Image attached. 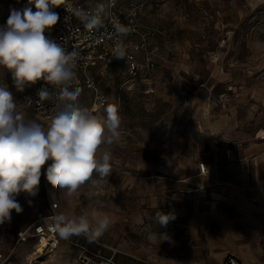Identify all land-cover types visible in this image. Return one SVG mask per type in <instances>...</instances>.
<instances>
[{"label":"rangeland","instance_id":"1","mask_svg":"<svg viewBox=\"0 0 264 264\" xmlns=\"http://www.w3.org/2000/svg\"><path fill=\"white\" fill-rule=\"evenodd\" d=\"M72 1L104 5L109 0ZM118 3L124 11L138 9L139 27L155 32L149 44L156 70L135 75L125 60L108 68L98 66L92 74L109 97L101 108L94 107L92 92L81 85V99L95 113L105 114L111 105L121 117V139L111 148V172L103 179L93 173L68 197L67 189H54L47 182L46 164L37 195L20 193L17 200L23 211L17 214L13 210L10 221L0 224V254L4 255L0 264H83L75 244L100 258L111 255L86 234L61 236L59 248L48 253H36L32 241L18 245V235L50 212L49 199L58 203L59 213L67 217L93 210L107 213L111 226L95 239L128 255L118 257L119 264H164L167 248L172 253H188L193 247L177 218L162 226L156 222L157 213H165L166 206L179 205L202 211V202L189 193L192 188L179 185L196 173L199 149L210 147L211 141L223 136L243 137L253 132L264 115V104L258 102L264 95V0ZM25 7L36 11L29 0H0V26L6 25L13 11L22 12ZM45 35L52 39V30ZM138 58L144 63L146 57L139 53ZM4 84L18 111L47 125L50 120L36 116L25 104L24 96L34 84L17 91L11 72L0 68V85ZM170 230L177 241L159 243L156 234ZM221 263L207 259L204 264Z\"/></svg>","mask_w":264,"mask_h":264},{"label":"clouds","instance_id":"2","mask_svg":"<svg viewBox=\"0 0 264 264\" xmlns=\"http://www.w3.org/2000/svg\"><path fill=\"white\" fill-rule=\"evenodd\" d=\"M29 4H34L35 12L31 7L13 11L6 25L0 26V68L11 72L20 92L39 80L51 84L54 91L41 88L38 96L52 104V115L47 125L26 118L8 86L0 85V224L10 221L13 210L23 211L17 200L20 193L37 195L46 164L47 182L54 189H67L68 197L93 173L106 178L111 172V148L121 139L118 110L109 105L105 114L95 113L81 99V88L74 87L79 52L67 51L45 35L59 20L53 8L60 6V0H29ZM117 30L126 34L123 27ZM114 57L124 58V48ZM173 219L171 213L156 215L162 226ZM111 223L107 213L93 210L78 217L57 215L54 229L65 238L86 234L95 239ZM156 235L159 243L171 239L164 233Z\"/></svg>","mask_w":264,"mask_h":264},{"label":"crops","instance_id":"3","mask_svg":"<svg viewBox=\"0 0 264 264\" xmlns=\"http://www.w3.org/2000/svg\"><path fill=\"white\" fill-rule=\"evenodd\" d=\"M260 98L264 104V95ZM256 127L243 137L223 136L199 149V161L206 163L209 173L202 175L197 169L179 185L193 189L189 193L202 202V211L183 205L165 208L177 218L193 249L172 253L167 248L164 264H204L207 259L221 263L231 255L241 264H264V115ZM164 234L171 239L163 242L177 241L171 230Z\"/></svg>","mask_w":264,"mask_h":264},{"label":"built area","instance_id":"4","mask_svg":"<svg viewBox=\"0 0 264 264\" xmlns=\"http://www.w3.org/2000/svg\"><path fill=\"white\" fill-rule=\"evenodd\" d=\"M58 13L59 20L51 29L52 40L59 43L67 51H78L80 58L77 62L76 80L74 87L81 88L84 84L92 92L94 107L101 108L109 102V97L99 89V83L92 71L98 66L108 68L125 60L132 73L139 74L144 70L151 73L156 70V62L153 59V51L149 41L156 37L153 30L143 31L139 27L140 12L136 8L122 10L118 0H109L104 5L85 4L79 1H60V6L53 8ZM91 21V23H86ZM123 27L126 34H121L117 29ZM125 50L124 58L114 57L119 49ZM146 58L141 63L138 54ZM47 88L54 91L53 86L44 80L37 81L28 95L24 96L25 104L31 108L36 116L50 120L52 104L49 101L41 102L38 91ZM199 172L207 175L209 169L204 162L198 164ZM50 212L40 215L29 227L18 235L17 244L25 245L31 241L37 253L42 241H45L44 253L54 252L60 246L61 236L54 229V218L59 213L58 203L49 199ZM88 239V238H87ZM94 240L98 245L110 251L107 258H100L92 254L85 246L75 244L79 249V260L83 264H119L118 257H128L122 251L113 248L105 243ZM44 253H39L43 255ZM4 255L0 254V260ZM222 264H241L235 256H228Z\"/></svg>","mask_w":264,"mask_h":264},{"label":"bare ground","instance_id":"5","mask_svg":"<svg viewBox=\"0 0 264 264\" xmlns=\"http://www.w3.org/2000/svg\"><path fill=\"white\" fill-rule=\"evenodd\" d=\"M44 247H45V241H42V244L38 247L39 251L40 252L44 251Z\"/></svg>","mask_w":264,"mask_h":264}]
</instances>
